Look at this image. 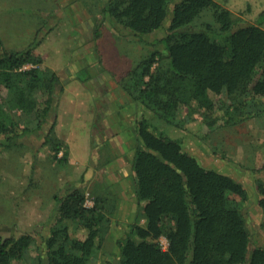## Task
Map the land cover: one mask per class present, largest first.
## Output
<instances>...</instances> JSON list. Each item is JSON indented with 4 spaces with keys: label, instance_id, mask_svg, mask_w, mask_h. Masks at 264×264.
<instances>
[{
    "label": "trees",
    "instance_id": "obj_1",
    "mask_svg": "<svg viewBox=\"0 0 264 264\" xmlns=\"http://www.w3.org/2000/svg\"><path fill=\"white\" fill-rule=\"evenodd\" d=\"M224 1L107 0L100 10L122 37L166 29L152 41L159 48L120 81L136 110L132 170L144 223H132L116 241L117 264H264V246L245 216L250 189L160 129L161 121L182 128L196 117L208 126L264 118V10L257 22H243ZM39 45L37 39L21 51L0 47V148L54 118L61 77ZM55 126L56 120L46 131L49 140ZM56 139L53 158L67 163L69 149L60 156ZM256 186L264 228V181ZM102 198L89 206L76 184L60 192L46 233L0 234V264H95L118 208L116 197Z\"/></svg>",
    "mask_w": 264,
    "mask_h": 264
},
{
    "label": "rangeland",
    "instance_id": "obj_2",
    "mask_svg": "<svg viewBox=\"0 0 264 264\" xmlns=\"http://www.w3.org/2000/svg\"><path fill=\"white\" fill-rule=\"evenodd\" d=\"M106 1L0 0V47L21 51L38 38V50L47 65L58 71L62 88L54 118L44 130L26 134L10 148H0V234L46 233L55 196L76 184L85 189L89 206L105 196L116 197L118 205L95 264H117L116 241L126 236L132 223H144L132 170L136 110L120 81L143 56L159 48L152 41L166 34L162 28L142 39L118 35L101 13ZM223 4L240 21L249 23L257 22L264 10V0H226ZM73 29L79 30L80 40L72 38ZM95 32L99 35L94 40ZM71 68L77 69L76 78ZM70 91L79 94V100L64 96ZM68 101L85 105L88 112L74 115L72 111L67 117ZM55 120L50 133L58 140L53 134L49 140L46 131ZM160 124L172 137L184 139L202 164L230 174L250 189L246 221L254 240L264 246L256 186L259 178L264 181V118L235 123H225L223 118L208 126L196 117L182 128ZM53 138L62 141L60 156L69 149L67 163L53 158ZM161 242L168 246L165 236ZM32 253L36 254L35 248Z\"/></svg>",
    "mask_w": 264,
    "mask_h": 264
},
{
    "label": "crops",
    "instance_id": "obj_3",
    "mask_svg": "<svg viewBox=\"0 0 264 264\" xmlns=\"http://www.w3.org/2000/svg\"><path fill=\"white\" fill-rule=\"evenodd\" d=\"M76 32H78V33H76ZM72 38L73 39H75V40H80L81 38H80V33H79V30L78 29H73V34H72ZM38 38H36V40H37ZM79 51L81 52V50L79 49ZM42 55V54H41ZM43 56V55H42ZM44 57V56H43ZM45 59V61L47 62V58H44ZM56 70V69H55ZM57 71V70H56ZM70 72H71V74H75L74 75V78H76L77 77V69L75 68V69H73V68H71L70 69ZM57 73H58V71H57ZM59 74V73H58ZM74 93L75 92H72V91H70L69 93H66L64 96H66V97H68V98H72V99H75V100H79V98H80V95L78 94V96H75L74 95ZM67 104L68 105H70V107H69V110L65 113L66 114V116L67 117H69L70 116V113L73 111L74 112V115H80V114H85V113H87L88 112V110L87 109H85V105H83L82 107H81V105L78 103V102H75V101H68L67 102ZM63 118V115H62V113H61V119ZM82 120L83 121H85V120H89V118H82ZM86 135V134H85Z\"/></svg>",
    "mask_w": 264,
    "mask_h": 264
}]
</instances>
